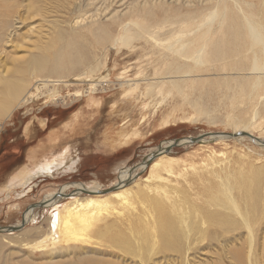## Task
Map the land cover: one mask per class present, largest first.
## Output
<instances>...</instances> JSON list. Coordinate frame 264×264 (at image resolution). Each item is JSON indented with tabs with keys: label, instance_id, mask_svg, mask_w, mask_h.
Segmentation results:
<instances>
[{
	"label": "rangeland",
	"instance_id": "obj_1",
	"mask_svg": "<svg viewBox=\"0 0 264 264\" xmlns=\"http://www.w3.org/2000/svg\"><path fill=\"white\" fill-rule=\"evenodd\" d=\"M88 1L89 0H86L85 2L89 3L92 0ZM93 1L96 2L99 9L107 7V12L112 13H124L132 2L131 0ZM144 1H148L147 4L151 3V0ZM144 1L139 0L140 3H144ZM157 1H161V6L164 7V10L161 11L165 12L162 13L159 11L157 12L158 15H155V17L146 15L144 19L147 25H153L154 21L164 22V17H169V21L175 8L179 11V15H185L187 10L184 8L185 11H183L184 9L181 7H183L182 4H187V1L190 3V5L188 4L187 6L192 8L196 7L197 9L201 7L202 2L203 6L206 3L205 0H181L178 5L175 4L174 0ZM261 1L264 3V0H239L240 3H253L255 5L254 9H257L259 12L263 11L261 9L263 7H260ZM211 2L215 3V0ZM154 5L155 4H153V6ZM239 6L247 13L249 12L244 8V5L240 4ZM64 7H67L66 0H0V28H2L3 25L5 27H11V25H13V29H17L18 32V36H12V40L14 41L12 45L7 44L5 46L2 42L3 38L0 37V49H2L1 47H5L3 50L7 54L6 56L0 57V77L2 76V72H7L6 74L10 77H22L20 74L15 73V69H18V71L22 69L31 56L36 54H38L36 56H50V49L47 48L45 42L48 40L47 38H49L47 35L50 33L52 34L53 31H57L59 27L65 26L63 20L69 17V15L65 14L63 10ZM154 8L155 10L157 9L155 6ZM84 11H86V9H84ZM230 11V19L237 23L238 18L236 10L231 8ZM174 20L175 19H171L172 22ZM168 21L162 24L166 27L159 29V33H164L165 29V32L171 29L172 26H169L171 21ZM187 24L188 23H186V25ZM175 26L177 27V25ZM10 29H12V27ZM76 33L80 38L87 39V41H94V36L84 34L83 30H77ZM50 36L53 37V35ZM145 38L146 37L134 41L130 45L131 47H126V44L120 42L115 46L114 50H109L107 49L108 47L106 48L108 52L105 51V64L100 68L99 75L110 81L107 83L108 86L100 85L96 87V89H91L92 87L89 81L96 77L91 75L85 76L83 79L84 81L80 84L61 86L59 90H57L58 96H56L54 102L48 100L50 97L46 99L43 98L48 94L47 91L43 90L42 96H37L25 106H21L13 111L10 118H0V179L6 174L11 173L17 166H23L28 153L27 151L37 146L39 143L43 144V150L39 152V156L42 154L44 156L47 155V147H44L46 146L44 145L46 134L52 130H59L61 125H75L77 121H75V119H79L77 122L82 128L77 133V136H79L80 139L82 137V140L78 138L77 140L83 141L84 144L85 142H91L93 145L100 144V151L95 149L93 145H91L92 147L90 146L92 150L90 148L84 150L85 156H99L98 158L84 159L83 173L80 176L72 175L70 171H67V173H60V175L58 173L54 175L53 178L36 179L32 184H29V186L26 185L22 187L16 185L10 190V194L9 190L6 191L1 188L0 226H13L19 224L23 213L29 206L35 203H41V200L45 198H50L59 189L66 188V196H76L78 194V197H85L87 196L86 194H80L79 190L71 185H86L90 188L97 186L100 188V191H102L114 185L118 186L117 183L121 182H129V184L124 187H119L114 191H121L132 186L131 189L135 190L139 187L143 189L146 194L150 192L146 196L148 197L146 198L147 200L152 197H158L166 212H168V216H183V218L185 216H190L194 217V220H199L198 217H200V214L199 216L197 215L198 210L204 206L203 200L207 199L206 197L209 196L210 192H216L217 189H219L218 179L215 180L212 177V173L219 171H242L248 170L249 168V170H251L249 175L252 184H249L251 182L245 181L242 185L243 188L240 194L237 190H239L241 184L233 181L237 189L236 190L234 187V196L237 197V201L241 207H248L251 220L255 221L257 224L261 223L260 228L261 231L264 232V148L255 145L248 138H234L231 140L218 139L212 143L203 144H180L178 147L172 148L166 154H159L148 166L143 164L142 166H144V168L140 169V164L148 160L151 154L156 152L159 147L167 143L170 144L168 146L170 147L175 139L195 138L206 133L215 132L234 134L240 131L241 128H246L244 130L245 133L250 132L253 136H258L260 134L259 136L264 139V119H261V114H257L260 112H257L251 104H238L228 99L230 91L227 90L228 85H226L224 81L226 79L229 80L230 77L241 78L249 76L247 71L238 72V74L237 71H232L231 74L229 70L226 71V73L225 71L222 73L217 71L214 73V71H211V73H203V75L200 73V75L192 74V77L182 79H169L167 76L161 74L165 72L169 62L161 59L160 54L163 53L164 50L162 48L158 49V46L153 40ZM114 40L115 38L113 42ZM54 46L55 45H53V47ZM22 51H27V53ZM21 61L23 62L21 63ZM228 63L230 62H227V64ZM138 67L141 68V70ZM156 69H158L157 72ZM177 79L182 82H179L181 90L171 84L172 80ZM192 79H195L197 85L191 84L190 81H192ZM130 80L131 82L138 83L132 94L130 92L131 88L126 85V81ZM217 85L222 86V93H218L216 88ZM48 90H52V88L50 87ZM86 93L87 95H85ZM78 94L79 97H77ZM201 97L202 99H200ZM197 101L199 104L204 105L203 108L205 110L209 111L208 117L197 115L195 109ZM148 105L150 107L149 109ZM23 115H25V117L22 119ZM257 117L260 118V122L257 125H251L250 122L252 120L256 121ZM32 118H39L43 121L46 120L45 128L37 137H33V141H29L30 143H28L26 139L24 141L19 140V121L21 120V122L25 124V122ZM70 119H73L70 124H64V122L66 123L70 121ZM110 133H114L115 136L119 133L122 135L125 133L127 136L118 135V137H116L119 139H116V137L110 135ZM57 134L58 136L53 138H55L56 142L59 144L60 137L59 133ZM60 134H63L62 131ZM106 138H108V142H105L107 140ZM104 139L106 140L103 141ZM84 147L87 148L86 145H84ZM155 161L158 162L153 172L156 175L151 179L150 174H152V169H150V166ZM70 163L71 162H69L66 167L70 166ZM92 164L94 166L97 165V167H92ZM133 168L134 171L129 174V169ZM72 170L74 171L73 168ZM257 171L262 174V179H258L260 176H258L257 179L253 176L252 172ZM256 180H260V182ZM186 185H188V187ZM27 186L29 188L32 187V191L28 194L25 193L28 190ZM197 191H202V198L197 195ZM71 192H75V194ZM6 194L10 196L7 197ZM243 194L246 198L242 197ZM97 196L102 197L104 195ZM249 196H251V198ZM243 199H245V201H243ZM254 201H257V203H254ZM65 202L67 201L62 199L60 205ZM256 204L259 207L254 211L253 208ZM135 206L137 209H140L139 204H135ZM36 208L37 210H34V214H37V218L39 219H37L33 227L27 224V228L7 234V237L6 235L2 236L0 234V264H86V259L93 263L98 262L99 264H123L120 261L122 255L118 253V249L107 247L109 240L106 241L107 243L99 242L95 235L92 236L94 231H91L90 234L92 238L95 239L89 241L83 240V237H86L87 233L80 231L78 233V240L72 241V244L70 242H60L57 243V245H51L41 242V239L47 234L48 215L45 213L47 208L42 206ZM204 208H206V206H204ZM135 214L136 212L123 213L118 219L115 212L110 211L108 214L110 218L105 219L107 223H110V225L112 224V231L108 234L110 238L112 239L115 236L116 239L118 234L128 238L130 234L128 231V222H131V218L133 221L136 218L135 222H141L138 215ZM151 214L152 217L148 215L147 218L144 215V218L149 222H157L155 225L158 228L168 227V224L167 226L162 224L163 221H165V217H160V214ZM240 231L239 233H241ZM228 236H231V233L226 237ZM207 242V239L200 242L197 241L195 242V246H203L207 244ZM99 244L100 247L97 246ZM240 244H242V242ZM238 245L239 244L236 246ZM88 247H99L102 249V252H106H104V255L97 254V256H95L92 255L93 251L87 250ZM211 251L218 252V249L212 247L204 249L203 252L200 251L198 253L199 255H195L196 260L200 261V264H227L229 262L228 256H225L228 255L226 249L224 252H219H222L221 258L223 259V263L220 262L221 260H218L215 254H209Z\"/></svg>",
	"mask_w": 264,
	"mask_h": 264
},
{
	"label": "bare ground",
	"instance_id": "obj_2",
	"mask_svg": "<svg viewBox=\"0 0 264 264\" xmlns=\"http://www.w3.org/2000/svg\"><path fill=\"white\" fill-rule=\"evenodd\" d=\"M85 1L86 0H66L67 7H64L63 10L69 17L63 20L65 26L59 27L57 31H53L52 34L50 33L47 35L49 38H47L48 40L45 43L47 48L50 49L49 57H44L43 55L36 56L38 54L31 56L30 59L27 60L28 62L26 61L27 63L25 65L23 64L24 66L22 69L19 71L15 69V73L20 74L22 77L15 78L7 75V72L1 73L0 118H10L13 111L21 106H25L37 96H42L43 90L48 92L46 97L44 96L43 98L46 99L50 97L48 100L54 102L56 96H58L57 90H59L61 86L80 84L84 81L83 79L85 76L91 75L96 77L89 81L92 87L91 89H96V87L100 85L106 86L110 81L99 75L100 68L105 64V51H107V49L114 50L115 46L120 42L126 44V47H129L134 41L146 37L147 39L153 40L158 46V49L162 48L164 50L163 53L160 52L161 59L169 62L167 69L161 74L167 76L169 79H182L192 77V74L200 75V73H202L203 75V73L207 74L209 72L211 73V71H214V73L216 71L220 73L225 71L226 73V71L229 70L231 74L232 71H237V74L238 72L247 71L249 76L241 78L230 77L229 80L226 79L224 81L226 85H228L227 90L230 91L228 99L238 104H251L257 112H260L257 114H261V119H264V3L262 1L260 7H263L261 8L263 11L261 12L254 9L255 5L253 3H240L239 0H215V3L211 2L213 0H205V5L203 6L202 2L199 9L187 6L188 4L190 5L187 1V4H182L183 7H181L182 9L186 8L187 11L185 15H179V11L176 8L174 11L172 9L173 14L169 21H171V19L175 20L170 22L171 24L169 26H172L171 29L167 32H165V29L164 33H159L158 31L166 27L162 24L168 21L169 17H164L163 23L161 21H154L153 25H147L144 19L146 15L155 17V15H158L157 12L164 10V7L161 6V1L151 0V3L147 4L148 1L143 0L144 3H140L139 0H131L132 2L130 5L128 4L129 6L124 13L107 12V7L99 9L96 2L93 0H89L92 3L89 1V3H86ZM174 1L175 4L179 5V1L181 0ZM153 4H155L154 6L157 8L156 10ZM240 4L244 5V8L249 12L247 13L243 10L242 7L239 6ZM231 8L237 12V23L230 19ZM84 9H86V11H84ZM183 11H185V9ZM161 12L163 13L165 11ZM185 22L188 24L186 25ZM175 25H177V27ZM11 27L12 29H10ZM11 27H5L3 25V27L0 28V37L3 38L2 42L5 46L7 44L12 45V43H14L12 38L18 34L17 29H13V25H11ZM77 30H83L84 34L94 36V41H87V39L80 38L76 33ZM50 35H53V37ZM114 38L115 40L113 42ZM53 45L55 46L53 47ZM1 48L0 57L6 56L7 54L3 50L5 47ZM22 52L27 53V51ZM22 62L23 61H21V63ZM227 62L230 63L227 64ZM139 69L141 70V68ZM157 71L158 69H156V72ZM126 82V85L131 88L130 92L132 94L138 83L131 82V80ZM179 82L181 81L178 79L172 80L171 84L181 90ZM190 82L192 85L196 84L195 79H192ZM50 87L52 90H48ZM216 88L218 93H222L221 85H217ZM85 95H87V93ZM77 97H79V94ZM200 99H202V97ZM203 106L204 105L199 104L197 101V104H195L196 113L198 116L203 115L208 117L209 111L205 110ZM149 108L148 105V109ZM259 120L260 118L257 117V120H252L250 124L257 125L260 122ZM35 122H37L40 127H43L45 123L39 118H33L31 128H29V130H31L30 135L34 134V129H37ZM245 129L246 128H241L238 132H245ZM27 134L29 135V133ZM247 134L257 138L259 141H264V139L259 136L260 134L258 136H253L250 132ZM110 135L114 137H118V135L127 136L125 133H123V135L119 133L116 136L114 133H110ZM117 137L116 139H119ZM204 142H206V140H204L203 143ZM184 143L189 142L183 141L181 144ZM253 143L257 145V143ZM169 145L168 143L162 145L160 150L167 148ZM260 147L264 148L263 146ZM67 154L68 152L64 150L53 154L48 153L40 158L37 157L38 159L35 158L34 154H28L23 166L13 170L0 179V190L1 188L6 191L9 190L10 194V190L16 185L22 187L26 185L29 186V184H32L36 179L53 178L54 175L58 173L60 175V173H67V171L71 172V167L74 163L71 162L70 166L66 167L65 162L67 160ZM159 154H163L162 151ZM157 163L158 162L155 161L150 166V169H152V174H150L151 179L156 175L153 172ZM143 164L145 163L143 162L140 164V169L144 168V166H142ZM250 172L251 170L248 168V170L242 171H219L212 173V177L215 180L218 179L219 189H217L216 192H210L209 196L206 197L207 199L203 198V203L206 208H204V206L201 209L198 208L200 210H198L197 215L199 216L200 214V217H198L199 220H194V217L190 216H185L184 218L183 216H168V212H166L163 207L161 200L158 197H152L147 200L146 198L148 197L146 196L150 192L146 194L145 191L139 187L132 190V186L121 191L110 192L102 197L97 195L78 197V194L76 196H66V188L59 189L53 196L50 195V198L41 200L42 207L47 208L45 213L48 215L47 234L44 235L41 242L51 245H57V243L60 242H70L72 244V241L78 240V233L84 231L87 233V236L83 237L85 241L95 239L92 238L94 235L99 242L107 243L106 241L109 240L107 247L118 249V253H121L123 256V258L122 256L120 258L123 264H200V261L196 260L195 255L200 251L203 252L204 249L212 247L217 248L218 252L211 251L209 254H215L218 260H221V263H223V259L221 258L222 252H219H224L226 249L228 255L225 256H228L229 264H264V232L261 231V223L257 224L255 221L251 220L248 207H241L237 201V197L234 196L236 187L233 181L241 184L239 190L236 189L237 192L239 191L241 194L242 185L245 181L251 182L249 184H252L249 175ZM252 174L256 177L255 179H257L258 176H260L258 179H262V174L258 171L252 172ZM257 182H260V180ZM125 184L126 182L118 183L116 188L124 187ZM28 186V190L25 192L26 194L32 191V187L29 188ZM71 186L77 188L79 191L87 190L92 194L100 192V188L97 186L91 188L86 185ZM186 186L188 187V185ZM9 194H6L7 197L10 196ZM197 195L202 198V191H197ZM242 197H244V194ZM249 197L251 198V196ZM62 199L67 202L60 205ZM243 201H245V199H243ZM255 202L257 203V201H254V203ZM135 204H139L140 209H137ZM258 207L259 206L256 204L253 210L256 211ZM34 210H37V208L26 210L19 224L13 226L19 227V231L27 228L28 225L33 227L37 219H39L37 218V214H34ZM110 211L115 212L117 218L123 213L136 212L141 222H135V217L134 221L131 218V222H128L129 237L127 238L118 234L116 239L115 236L111 239L108 234L112 231V224L110 225V223H107V220H105L110 218L108 217ZM151 213L160 214V217H165V221H163L162 224L165 226L168 224V227L158 228L155 225L157 222H149L144 218V215L147 218L148 215L152 217ZM91 231H94L92 236L90 234ZM239 231L241 233H239ZM12 232L14 231L7 230V232H0V234L2 236L6 235L7 237V234H11ZM229 233H231V236L226 237ZM205 239L208 240L207 244L198 247L195 246V242H200ZM241 242L242 244H240ZM237 244L239 245L236 246ZM97 246L100 247V244ZM99 247H88L87 250L93 251L92 255L95 256H97V254L104 255L106 251L102 252V249ZM85 263L99 264L98 262L93 263L88 259H86Z\"/></svg>",
	"mask_w": 264,
	"mask_h": 264
},
{
	"label": "crops",
	"instance_id": "obj_3",
	"mask_svg": "<svg viewBox=\"0 0 264 264\" xmlns=\"http://www.w3.org/2000/svg\"><path fill=\"white\" fill-rule=\"evenodd\" d=\"M24 117H25V115L22 116V119ZM76 120L78 121L79 119H75V121ZM32 121H33V118L28 120L27 122H25V124L22 123L21 120L19 121L20 122L19 123L20 124V128H19L20 129V136H19L20 139L19 140H23L24 141L26 139L27 142L30 143L29 141L32 142L33 141L32 140L33 137H37L43 131V129L45 128L46 120L44 121L45 123H44L43 127H40V125L37 122H35V125L37 126V129H34L33 130L34 134L30 135V131L31 130H29V128H31ZM72 121H73V119H70V121H68L66 123L64 122V124H70V122H72ZM77 121H76L75 125H72L73 127L71 125H61L59 130H52L51 132L49 131L46 134V137H45L46 140L44 142V145H46V146H44V147H47V150L46 149L45 150L49 154H53V153H57L59 151L66 150L68 152V154L66 156L67 160L65 162V165H68L69 162H73L74 165H73V167H71V170L73 168L74 171L70 172V174L75 175V176H80L83 173L84 159L98 158L99 155H96V156H93V155L85 156L84 155L83 151L85 149L90 148L92 150V148L90 147L92 143L91 142H85V144H84L83 141L77 140V138L80 139L79 136H77V133H78L79 130L82 129L79 126V123ZM61 131L63 133L62 135L60 134ZM27 133H29V135ZM57 133H59V137H60L59 144H58V142H56L55 138H53V137L58 136ZM106 139H104L103 141L106 140L105 142H108L109 141L108 138H106ZM80 140H82V137H81ZM42 145L43 144L39 143L37 146H35L33 148H30L27 151L28 152L27 155L31 153V155L34 154L35 158L42 157L43 154L39 156V154H40L39 152L41 150H43ZM84 145H86L87 148H85ZM87 145H89V146H87ZM99 145L100 144H96V145H93V146H94V148L96 147V149H99V147H98ZM70 152H71V154H70ZM91 154H93V153H91ZM84 157H86V158H84ZM73 160H75V161H73ZM25 161H26V159H25ZM93 164H92V167L96 168L97 165L94 166ZM21 166H17L16 169L21 167ZM84 170H87V169H84Z\"/></svg>",
	"mask_w": 264,
	"mask_h": 264
},
{
	"label": "water",
	"instance_id": "obj_4",
	"mask_svg": "<svg viewBox=\"0 0 264 264\" xmlns=\"http://www.w3.org/2000/svg\"><path fill=\"white\" fill-rule=\"evenodd\" d=\"M243 137H248L252 142L257 143V146H263L264 147V141H259L257 138H254V137H252L251 135H249V134H247L245 132H238L236 134L224 133V132L206 133V134H203V135L195 137V138L175 139L173 141V144L170 147L165 148L163 150H160L161 147H159L156 152L151 154V156H150V158L148 160H146V161L144 160L145 161L144 163H145V166H148L153 160H155L159 156V153L161 151H162V153L166 154L172 148L178 147L183 141H187L190 144H203V140H206V142H204V143H212V142L216 141L217 139L231 140V139H234V138H243ZM207 138H209V139H207ZM133 171H134V168L133 169H129L128 172L130 174ZM128 184H129V182H127L125 185H128ZM116 187H117V185H114V186H112L110 188H107V189H104V190H102L100 192H97L96 194H92L91 192H89L87 190H85V191L80 190L79 192H80V194H86V195H106V194L116 190L117 189ZM71 193L75 194V192H71ZM40 206H42L41 203L32 204L26 210H31V209H33L35 207H40ZM18 229H19V227H14V226H0V232H7V230L8 231H16Z\"/></svg>",
	"mask_w": 264,
	"mask_h": 264
}]
</instances>
